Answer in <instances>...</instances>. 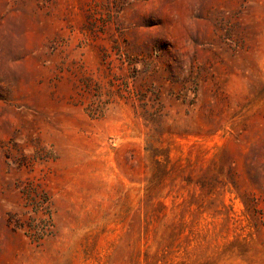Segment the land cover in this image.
<instances>
[{
	"label": "rangeland",
	"instance_id": "obj_1",
	"mask_svg": "<svg viewBox=\"0 0 264 264\" xmlns=\"http://www.w3.org/2000/svg\"><path fill=\"white\" fill-rule=\"evenodd\" d=\"M0 264H264V0H0Z\"/></svg>",
	"mask_w": 264,
	"mask_h": 264
},
{
	"label": "trees",
	"instance_id": "obj_2",
	"mask_svg": "<svg viewBox=\"0 0 264 264\" xmlns=\"http://www.w3.org/2000/svg\"><path fill=\"white\" fill-rule=\"evenodd\" d=\"M35 212L37 213V207L35 208ZM40 224H36L35 226H29L28 230L26 229V234L29 236L35 238V239H41L43 238L46 234H48V227L50 225V219L48 220L45 217H40ZM16 228H24L25 225L21 220L18 218L16 219L14 223Z\"/></svg>",
	"mask_w": 264,
	"mask_h": 264
}]
</instances>
